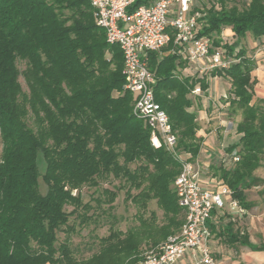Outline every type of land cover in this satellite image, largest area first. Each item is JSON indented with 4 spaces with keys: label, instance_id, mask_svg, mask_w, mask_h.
<instances>
[{
    "label": "trees",
    "instance_id": "16d2710c",
    "mask_svg": "<svg viewBox=\"0 0 264 264\" xmlns=\"http://www.w3.org/2000/svg\"><path fill=\"white\" fill-rule=\"evenodd\" d=\"M153 1L135 0L128 11ZM218 1L220 8L193 11L203 14L199 36L212 41V52L236 60L227 69L183 75L189 62L172 53L173 41L148 54L156 101L177 137L171 152L155 148L149 125L134 115L135 96L124 90L123 53L107 43L89 0H0V264H138L145 252L176 234L185 211L172 185L181 160L196 162L204 143L201 99L194 101L191 93L200 86L206 95L214 78L229 83L224 102L242 120L236 126L239 140L226 149L228 161L212 165L211 178L228 187L230 200L244 210L255 206L248 191L260 188L264 199V179L255 176L264 160V100L253 103L256 62L241 44L248 34L264 43V0H250L242 10ZM225 29L232 31V44L216 37ZM111 178L123 183L140 224L127 231L112 226L98 251L80 259L70 243V218L80 225L96 222L82 190ZM101 193L94 200L97 209H111L117 193L107 187ZM151 201L162 219L155 212L144 216ZM61 231L67 236L60 243ZM217 237L228 246L264 252V245H252L230 222Z\"/></svg>",
    "mask_w": 264,
    "mask_h": 264
},
{
    "label": "built area",
    "instance_id": "2783aa9c",
    "mask_svg": "<svg viewBox=\"0 0 264 264\" xmlns=\"http://www.w3.org/2000/svg\"><path fill=\"white\" fill-rule=\"evenodd\" d=\"M94 9L95 23L103 29L106 41L118 45L123 53L124 90L135 96L134 115L145 120L151 129V143L176 152L177 137L169 117L155 98L157 79L147 59L151 52H161L173 41L177 53L195 65L199 75L225 70L236 60L220 50L212 52L210 39L199 36L203 14L193 11L200 0H154L132 12L135 0H89ZM200 86L192 96H202ZM237 161V159H234ZM179 206L185 211L180 230L157 247L148 250L138 264H178L191 255L195 264H218L212 254L210 221L215 209L222 210L231 197L228 187L216 181L213 189H205L198 162L181 160V171L174 181ZM232 210L245 213L237 201L230 200Z\"/></svg>",
    "mask_w": 264,
    "mask_h": 264
},
{
    "label": "rangeland",
    "instance_id": "374dc122",
    "mask_svg": "<svg viewBox=\"0 0 264 264\" xmlns=\"http://www.w3.org/2000/svg\"><path fill=\"white\" fill-rule=\"evenodd\" d=\"M249 2L250 0H228L226 5L228 8L236 6L242 10L247 7ZM211 4H215L217 8H220L218 0H200L196 7L203 8L205 5L210 6ZM216 37L223 42L231 44L235 41L232 39L233 34L229 29H225L221 34L216 35ZM241 44L249 51L256 62V69L252 72V78L255 81V98L253 100V103H255L257 99L264 100V43L263 39L255 40L248 34L247 38L241 40ZM20 67L22 68L23 66L20 65ZM182 74L195 75L198 74V71L194 66L189 64L187 71H182ZM209 82L210 89L207 94L197 96V98L201 99L202 103V110L198 112L199 134L204 137L205 142L196 162L201 165V180L213 187L216 185V181L211 180L212 173L210 167L220 162L228 161L229 154L226 149L239 140L240 135L237 134L236 126L242 120V117L240 114L231 116L229 103L224 102L226 100L224 96H229V83L222 78H216V80L210 79ZM21 83L26 90L27 88L22 78ZM191 97L194 101H197L196 96ZM2 148L3 145L0 137V159ZM39 160H42V158L39 157ZM41 169H43V166H41ZM255 176L264 179V160L260 168L255 172ZM204 182H202V186L205 189H211ZM122 185L123 183L120 180L114 178L108 180L107 184H101L102 188L107 187L117 193V198L112 204L111 209H109L108 205H103L101 209H97L98 204L94 200L102 196L101 187L83 188L84 203H90L93 206V210L90 211L88 216L95 214L97 221L80 225V220L75 219V217L70 218V225L75 226L74 232L70 233V243L78 258H89L97 252L100 238L107 236L112 226L119 230L127 231L140 224L137 217L138 208L131 201L127 200L126 189L120 188ZM172 188L174 189V184ZM40 189L42 193H45L46 187L42 181L40 182ZM259 190L260 188H254L248 191V199L253 201L255 206L250 210L243 226L249 232L253 243L264 244V199L258 194ZM66 210L70 212L73 210V207L69 206ZM151 212H155L158 219H162L163 213L158 208L156 201L149 202L148 211L145 212L144 216L150 218ZM66 236L65 232H59V242H63ZM232 255L234 260L228 261L229 264H263L260 260L258 261L254 258L245 260V254L242 250L239 252L233 250Z\"/></svg>",
    "mask_w": 264,
    "mask_h": 264
},
{
    "label": "crops",
    "instance_id": "0c3cea01",
    "mask_svg": "<svg viewBox=\"0 0 264 264\" xmlns=\"http://www.w3.org/2000/svg\"><path fill=\"white\" fill-rule=\"evenodd\" d=\"M190 64V63H189ZM191 66H194L191 64ZM196 68V67H195ZM188 67L184 69L183 71H187ZM191 75V74H189ZM216 80V78H214ZM212 79V80H214ZM217 84V82H216ZM210 89V88H209ZM208 89V91H209ZM207 91V92H208ZM210 102H209V108H210ZM205 142V139H204ZM204 144V143H203ZM203 149V148H202ZM202 151V150H201ZM212 181H216L215 178H211ZM202 182H204L202 180ZM206 185L210 186L209 183L204 182ZM211 187V186H210ZM211 187V189H213ZM230 199H227V205L224 209L218 210L215 209L212 213V218L210 221V230L212 232V238L210 241V246H211V251L215 259L217 260L218 264H229L228 261H233V255L232 251L239 252L242 250L245 254V260L252 259L254 258L255 260H260L264 264V252H259V251H253L251 248L248 246H241L239 244H234L233 246H228L224 244L219 237H217V233L222 229L224 225L227 223H232L234 224L236 229H239L241 233H246L249 236V241L252 245H264V244H255L251 241V236L249 232L244 228V221L247 219L249 215V211L245 210V213H240L237 210H232L230 206L228 205V202ZM241 263V262H239ZM178 264H195V259L191 256L188 255L187 257L181 259Z\"/></svg>",
    "mask_w": 264,
    "mask_h": 264
}]
</instances>
